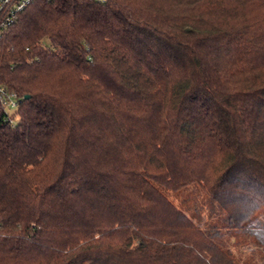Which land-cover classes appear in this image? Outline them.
<instances>
[{"label": "trees", "instance_id": "trees-1", "mask_svg": "<svg viewBox=\"0 0 264 264\" xmlns=\"http://www.w3.org/2000/svg\"><path fill=\"white\" fill-rule=\"evenodd\" d=\"M0 89V264H264V0H34Z\"/></svg>", "mask_w": 264, "mask_h": 264}, {"label": "built area", "instance_id": "built-area-1", "mask_svg": "<svg viewBox=\"0 0 264 264\" xmlns=\"http://www.w3.org/2000/svg\"><path fill=\"white\" fill-rule=\"evenodd\" d=\"M34 0H0V35L15 21L18 14L25 10ZM5 106L14 111L18 106V96L14 92L0 89Z\"/></svg>", "mask_w": 264, "mask_h": 264}, {"label": "rangeland", "instance_id": "rangeland-1", "mask_svg": "<svg viewBox=\"0 0 264 264\" xmlns=\"http://www.w3.org/2000/svg\"><path fill=\"white\" fill-rule=\"evenodd\" d=\"M171 198L188 215H192L196 211L197 204L202 198V195L196 186H192L185 194L173 195Z\"/></svg>", "mask_w": 264, "mask_h": 264}]
</instances>
